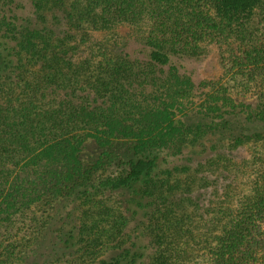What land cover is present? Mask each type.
<instances>
[{"label": "trees", "instance_id": "1", "mask_svg": "<svg viewBox=\"0 0 264 264\" xmlns=\"http://www.w3.org/2000/svg\"><path fill=\"white\" fill-rule=\"evenodd\" d=\"M211 45L264 68V0H0V264H264V95L199 81Z\"/></svg>", "mask_w": 264, "mask_h": 264}, {"label": "rangeland", "instance_id": "2", "mask_svg": "<svg viewBox=\"0 0 264 264\" xmlns=\"http://www.w3.org/2000/svg\"><path fill=\"white\" fill-rule=\"evenodd\" d=\"M148 22L139 25L137 28L124 27L118 29L122 37L128 36H145L150 30ZM104 32H95L93 34L94 42H100L107 38ZM132 37V38H133ZM241 53L237 46H217L211 45L207 53L196 64V76L199 81L210 82V90L227 89L238 102H246L256 100V98L264 95V68L253 70H239V62ZM220 90V91H221ZM206 97V91L201 90L192 99L189 108L185 113L177 115V120H180L187 126L205 125L207 119L203 116L201 103ZM94 139L88 138L83 144L80 158L85 167L93 165L103 153ZM109 151L115 154L123 155L126 152V144L122 141L116 142ZM248 150H243L238 154L236 159L240 162L241 158H249Z\"/></svg>", "mask_w": 264, "mask_h": 264}]
</instances>
